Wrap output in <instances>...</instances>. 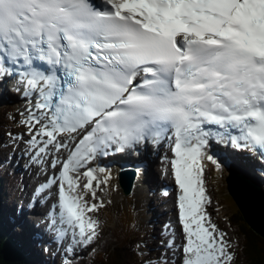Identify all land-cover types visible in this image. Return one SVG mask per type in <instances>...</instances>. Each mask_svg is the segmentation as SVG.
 Returning <instances> with one entry per match:
<instances>
[{"label": "snow or ice", "instance_id": "1", "mask_svg": "<svg viewBox=\"0 0 264 264\" xmlns=\"http://www.w3.org/2000/svg\"><path fill=\"white\" fill-rule=\"evenodd\" d=\"M102 4L0 0V86L25 101L15 122L26 129L5 147L23 144L48 176L33 193L48 208L44 235L60 264L94 252L106 206L97 189L111 180L98 162L167 145L183 242L156 264H236V243L208 211L203 162L221 169L212 144L264 160V0Z\"/></svg>", "mask_w": 264, "mask_h": 264}, {"label": "bare ground", "instance_id": "2", "mask_svg": "<svg viewBox=\"0 0 264 264\" xmlns=\"http://www.w3.org/2000/svg\"><path fill=\"white\" fill-rule=\"evenodd\" d=\"M14 93L15 92L10 91L9 94L7 95L5 92H2V95H3L2 99L4 97H5V99H8ZM22 102H23V99L19 97L18 104L23 109L25 107V104H23ZM15 148H16V150L10 156L6 155L4 157V161L9 163L11 165V167H13V168H19V167L21 168V167H23L21 165V162L23 163V161H21V159L24 156L22 154V149L24 148V146H22L20 144L19 147H16V145H15ZM214 149L216 151H219V148L216 145L214 146ZM242 153L244 155H247L244 152H242ZM219 154H220V152H219ZM227 155H231V152H228ZM222 157L224 160L227 158V156L226 157L222 156ZM237 157H239V158H236V160H239V161L247 163V164H251L253 167L255 166L253 159H251L250 157H247V156L241 157L239 155H237ZM167 160H168V158H167ZM167 160H165L163 163L161 161H156L153 164L152 168H149L148 170H144L143 174H141L142 175L141 178H142L143 182L138 181L135 184V188H134V194L135 195L139 194V193L144 195L146 190H149L150 187H152L155 190L154 195L151 198L146 197L147 203L142 202L141 200L138 201V202H140V204L145 205V207H143V209L145 211V215H147V218H146L145 222L143 223V227H144V229L149 231V234L147 235V239H142V242L143 241L144 242H150L151 240L158 241L163 236V233H161V231H163V229L165 228L164 222H163L165 214L163 212L164 208H162L164 204H166L165 209H167L168 215H173L174 202L177 201V196H178L179 190L178 189L174 190L172 187H170V189L168 188L169 190H167L166 192L164 191L165 190V182H164L163 177H162L163 175H161V170H162V167H164L165 170L167 172H169V170H170L169 162H168L169 160L168 161ZM27 162H29V161H27ZM225 162L228 163V166L231 165L229 160H225ZM98 163H100V161ZM203 163L205 165V162H203ZM24 164H25V161H24ZM47 171H51V169H48ZM108 171H110V173L113 172L111 170H108ZM116 172H118V170H116L115 173ZM207 173H208V176L211 177V180L213 181V178H214L213 174L209 173L207 170H205V177H206ZM165 178L170 180V175L165 174ZM81 180H84V179L81 178ZM114 182H115V184L109 183V186H105L107 188L106 194L103 195L106 202H107L106 199H109L111 201V203H110L111 205H113L112 203H115L114 202L115 198H120L122 193L125 192L124 189H121L119 187V180L118 179L114 180ZM240 188L242 189V191H247V189L252 188V186L249 184L243 183L240 186ZM121 191H122V193L120 194ZM160 193H162V194L160 196H158ZM173 195H175V199H176L174 201H173ZM255 195L257 196V192ZM222 196H225V194H222ZM215 200L217 203H219L217 197L215 198ZM19 202L21 205L16 204V214H17V217L19 220V221H17V225H20L19 223L21 222V223H23L24 227L23 228L14 227V224L11 223L10 221H7L6 222L7 224L5 222H1L2 227L4 229V232H6V234L4 232H2V233H4L5 237L9 236V238H11V239L12 238L17 239L18 237H23L25 232L27 233V238L31 234V228L29 226V216L34 215L35 211L33 209H30L29 212L27 211L26 204L28 202L26 199H24L23 202H21V201H19ZM208 211L211 213L212 221L214 223H218L220 225V227L228 233V237L231 238V240H232L233 235H234L233 230L225 228L220 222H218L219 219H217V217H218L217 212L213 208V200H212L211 205L208 207ZM37 214H39L38 216H42L44 218V216H43L44 213H37ZM230 216L231 215H229V217ZM10 218L13 220V218L11 216H10ZM123 219L126 220L127 218L123 217ZM229 227H232V226H229ZM176 232L181 234V231L178 229L176 230ZM177 233H175V231H174V233H172V235H168V237L170 236L169 238L172 239ZM33 234L37 237L39 245H41L40 242L43 239H47V237L44 235V231H42V233H40V236H39L37 233V230L35 228H33ZM173 234H175V235H173ZM22 240H24V238H22ZM179 240L180 239L177 240V244L179 243ZM38 242L34 237H31L30 243L32 245L38 246ZM164 244H166V243H164ZM157 250H160V249L157 247ZM149 252L150 251H147V253H149ZM156 261H155V263H156ZM170 264H172V263H170Z\"/></svg>", "mask_w": 264, "mask_h": 264}, {"label": "rangeland", "instance_id": "3", "mask_svg": "<svg viewBox=\"0 0 264 264\" xmlns=\"http://www.w3.org/2000/svg\"><path fill=\"white\" fill-rule=\"evenodd\" d=\"M0 109H5L4 111H7L6 113H10L13 116H15L14 117V118H16L15 120L20 119V117L17 116L18 112L16 110H14L13 108H11L9 105H2V107H0ZM18 126L20 129H15L14 132H12V133H18L20 131L23 132L26 130L24 127L20 126L19 124H18ZM0 134H2L3 139L8 138V140L10 141L8 133L6 134L4 131V132H1ZM12 145H13V147L15 146L14 144H12ZM3 148H6V147L4 146ZM206 170L209 173H212L211 170H208L207 167H206ZM35 179H36V176H35ZM38 180H40V179H38ZM205 183H206V187H207V192L212 197V200H213V208L217 212V215H218L217 219H219V221L218 220L217 221L220 222L225 228L233 230L234 235H233L232 241H234L236 243L237 247L234 250L237 251V253H238V260H237L236 264H246L242 258L241 252H240L241 244L245 240L243 238L244 237L243 234L241 233L243 231H242V229H240V231H239V228L237 230L236 228L229 227L230 225L228 224V221L225 218L226 214L231 215L234 211H236L235 209L237 208L236 203L233 204L234 197L231 194L230 190L228 189V182L225 181V184H224L221 181V179H218V177H214L213 181H212L211 177H209L208 173H207L206 177H205ZM16 189H17V187H15V190ZM105 190L106 189L103 188V185H101L97 189V198H99L101 195L106 194ZM223 191H227V196H222ZM146 192H148V191L146 190ZM121 193H122V191L120 192V194ZM131 195H135V194H131ZM144 195L141 193L136 194L134 196V199H136L135 201L137 202V201L141 200L142 202H145L146 199L144 198ZM128 196L129 195H127L125 192H123L120 198H115V201H114L115 203H112L114 205H111V204L106 202V206L100 211V213H98L99 218H100V222H101V226L99 229L100 235L98 237V239H100V242L101 241L108 242L109 240L112 239V235L116 231V228L119 226L118 224H120V220L118 221V219H116V217L118 218L121 215L123 208L127 206ZM216 197H217L219 203L216 202V200H215ZM86 199L88 200L89 203L92 202V198H91L90 193L87 195ZM130 209H131V207L129 206V210ZM105 210L110 214V216H111L110 220L108 218L109 217L108 213L105 214V212H104ZM90 215L96 216L97 213H91ZM112 219H113V221H112ZM216 224H218V223H216ZM218 226L220 227L219 224H218ZM140 229L144 232V234L138 235L135 238H133V240H132L133 245L137 247V250L135 251V255H134L135 260L132 262V264H145L146 260H151L153 262V264H156L155 263L156 258L153 257L150 254V252L147 253V251H151V249L149 247V242H144V241L142 242V239H147V235L149 234V231L144 230L142 228H140ZM98 239L96 240L95 244H97ZM106 245H107V243H106ZM138 245H139V247H138ZM145 245H147V247H145ZM96 251H97V248H96L95 252ZM141 251H143L144 255H141ZM92 252L93 251H87L83 254L90 255ZM147 255H149L150 258H147ZM75 264H80V259H77Z\"/></svg>", "mask_w": 264, "mask_h": 264}, {"label": "trees", "instance_id": "4", "mask_svg": "<svg viewBox=\"0 0 264 264\" xmlns=\"http://www.w3.org/2000/svg\"><path fill=\"white\" fill-rule=\"evenodd\" d=\"M5 124L7 121L3 120ZM4 124V125H5ZM235 216L238 217L239 222H235ZM235 216L229 219V223L237 225L239 229H242L243 238L245 239L241 244L242 258L246 264H264V238L256 234V232L250 227L240 211ZM126 220L120 218V224H118L116 231L113 234V240L104 249H101V255L88 257L87 262L83 264H132V253L126 251L123 246L122 239L128 237L129 231L133 230L132 226L135 223L133 215L125 216ZM133 219V220H132ZM2 216L0 213V264H34L28 256L25 255L18 241L4 236V229L2 227ZM119 221V220H118ZM123 223V224H122ZM4 232V233H2ZM240 234V233H239ZM15 240V241H14Z\"/></svg>", "mask_w": 264, "mask_h": 264}, {"label": "water", "instance_id": "5", "mask_svg": "<svg viewBox=\"0 0 264 264\" xmlns=\"http://www.w3.org/2000/svg\"><path fill=\"white\" fill-rule=\"evenodd\" d=\"M241 185L237 181L230 180L229 190L246 220L259 235L264 237V195L261 189L255 185L249 184L252 188L247 191H242ZM131 190V186L126 188L127 192Z\"/></svg>", "mask_w": 264, "mask_h": 264}]
</instances>
